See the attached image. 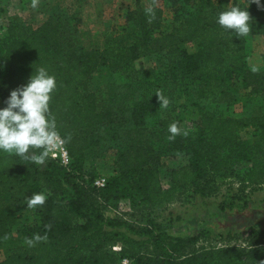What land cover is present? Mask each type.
<instances>
[{
	"label": "trees",
	"instance_id": "16d2710c",
	"mask_svg": "<svg viewBox=\"0 0 264 264\" xmlns=\"http://www.w3.org/2000/svg\"><path fill=\"white\" fill-rule=\"evenodd\" d=\"M233 4L248 6L251 27L246 36L216 23L217 14ZM170 8L168 31H161V7H152L151 15L148 8L129 9L124 26L91 49L77 47L57 19L48 18L35 28L21 21L3 24L0 107L12 89L45 66L56 78L50 115L70 163L64 167L47 157L40 165L0 152V233L26 205V197L46 195L45 203L34 207L39 223L21 231L22 242L0 264H119L122 257L136 264H264L263 229L250 231L243 246H213L201 244L198 233L172 235L151 219L139 225L118 214L106 215L116 210L111 202L121 197L150 209L178 201L188 188L200 197L214 195L217 178L234 179L242 188L264 184V112L235 116L203 110L194 132L170 140L168 125L180 123L173 106L160 107L155 94L169 98V92L182 88L195 101L211 99L215 106H227L235 100L232 86L239 83L248 95L264 98V61L251 62L256 49L264 52V0L259 6L252 0H170ZM188 43L194 45L193 53L183 48ZM156 55L165 58L163 68L147 82L151 94L142 89L145 82L135 86L141 89L140 99L131 113L133 124L122 127L127 144L114 162L117 175L98 188L95 172L84 169V153L120 119L99 103L90 87L93 75L103 68L112 74L131 73L136 61ZM148 116L150 126L144 122ZM245 128L253 129L252 141L241 139ZM163 144L170 153L187 155L186 165L170 170L168 188L161 186L157 169ZM243 163L248 166L240 170ZM133 188L141 194L139 200L127 192ZM34 233L44 238L28 246L25 237ZM118 243L121 249L114 252Z\"/></svg>",
	"mask_w": 264,
	"mask_h": 264
},
{
	"label": "rangeland",
	"instance_id": "374dc122",
	"mask_svg": "<svg viewBox=\"0 0 264 264\" xmlns=\"http://www.w3.org/2000/svg\"><path fill=\"white\" fill-rule=\"evenodd\" d=\"M158 6L163 10L161 31L166 32L173 19L170 0H112L108 4L98 0H36L35 7L33 0H0V36L5 30L3 24L6 20L21 21L35 28L48 18H53L59 20L77 47L99 48L103 45L105 35L124 26L129 9ZM183 48L188 53L195 51L191 43L183 45ZM164 61L163 56H150L136 61L131 73L112 74L103 68L93 75L90 87L99 103L110 108L120 120L117 124L106 127L102 132L103 139L86 149V172L93 171L97 177H104L106 180L116 177L114 162L127 144L122 127L124 122L127 126L133 124L131 113L140 99L141 89L139 91L135 86L138 82H145L142 89L151 94L147 82H152L162 70ZM263 61V49H256L251 59L252 64L260 65ZM232 89L235 100L227 106H215L211 99L195 101L191 93H186L182 88L169 92V105L173 106L178 117L181 132H194L197 117L203 110L235 116L264 112V98L248 95L239 83H235ZM144 122L146 126L152 125V117L148 116ZM239 135L247 142L255 138L251 128L242 129ZM160 148L166 150L160 155L157 169L161 186L168 188L170 170L186 165L187 155L184 152L170 153L166 144ZM247 166V163H243L239 167L244 170ZM216 182L218 190L214 195L200 197L188 188L178 201L150 209L144 202L131 203L130 198L121 197L111 202V209H116L118 216H124L131 223L144 225L148 219L154 220L172 235L201 234L200 241L204 245L237 243L243 246V240L250 231L264 230V184L250 189L240 187L234 179L217 178ZM131 184H134V180H131ZM129 191L134 200L141 198L136 188L127 192ZM3 199L7 202L6 197ZM38 223L35 209L21 206L7 229L0 233V260L7 251L22 242L21 231L24 228L34 227Z\"/></svg>",
	"mask_w": 264,
	"mask_h": 264
},
{
	"label": "clouds",
	"instance_id": "9594fccd",
	"mask_svg": "<svg viewBox=\"0 0 264 264\" xmlns=\"http://www.w3.org/2000/svg\"><path fill=\"white\" fill-rule=\"evenodd\" d=\"M258 6L260 0H252ZM36 0H33V7ZM248 7V6H247ZM246 8L233 4L230 8L220 11L216 23L238 36H246L250 32V16ZM150 15L152 9H146ZM56 88V78L45 66H39L32 72L27 82L12 89L5 98L4 106L0 107V152L12 154L34 163L43 165L49 152L58 145L55 121L50 115L49 101ZM159 106L167 108L169 98L162 92H156ZM168 139L181 134L176 122L168 125ZM187 135V132L183 133ZM39 149V151H36ZM46 195L36 192L26 197V206L34 208L43 205ZM38 233L25 237V243L33 246L42 240Z\"/></svg>",
	"mask_w": 264,
	"mask_h": 264
},
{
	"label": "built area",
	"instance_id": "2783aa9c",
	"mask_svg": "<svg viewBox=\"0 0 264 264\" xmlns=\"http://www.w3.org/2000/svg\"><path fill=\"white\" fill-rule=\"evenodd\" d=\"M58 138L56 140L57 147H54L50 152L48 157L58 162L60 165L66 167L70 163V157L66 147L64 146L62 138L57 135ZM106 179L104 177H97L94 181V185L98 188H102L105 186ZM117 214V211L110 210L106 213L108 217H114ZM121 249L120 243L116 244L112 247L114 252H119ZM119 264H136L132 259L128 257H122L119 260Z\"/></svg>",
	"mask_w": 264,
	"mask_h": 264
},
{
	"label": "crops",
	"instance_id": "0c3cea01",
	"mask_svg": "<svg viewBox=\"0 0 264 264\" xmlns=\"http://www.w3.org/2000/svg\"><path fill=\"white\" fill-rule=\"evenodd\" d=\"M98 1H100V2H102V3H106V4H108V3L111 2L112 0H98Z\"/></svg>",
	"mask_w": 264,
	"mask_h": 264
}]
</instances>
